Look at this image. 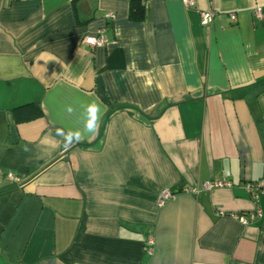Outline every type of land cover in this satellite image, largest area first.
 I'll list each match as a JSON object with an SVG mask.
<instances>
[{
	"label": "crops",
	"instance_id": "crops-1",
	"mask_svg": "<svg viewBox=\"0 0 264 264\" xmlns=\"http://www.w3.org/2000/svg\"><path fill=\"white\" fill-rule=\"evenodd\" d=\"M194 2L0 0V264H264V0Z\"/></svg>",
	"mask_w": 264,
	"mask_h": 264
},
{
	"label": "built area",
	"instance_id": "built-area-1",
	"mask_svg": "<svg viewBox=\"0 0 264 264\" xmlns=\"http://www.w3.org/2000/svg\"><path fill=\"white\" fill-rule=\"evenodd\" d=\"M184 4L188 7L195 6L194 0H183ZM215 16V12L213 10H205L200 12V23L202 25L209 26L212 23V20ZM108 17H114L113 13L108 14ZM231 20H235V15H230ZM106 31L107 26L103 25L96 28L93 32L85 35L83 37V41L87 43L91 48L95 47H104L107 43L106 39ZM8 177L13 179V177L9 174ZM233 183L230 180L229 176L224 174L221 178L206 180L201 184V187L206 190L214 189V188H223L230 187ZM243 188L246 190L248 195L252 199H257L260 195H264V180L258 179L255 181L246 182L243 184ZM186 191L197 192V188H185ZM172 193L168 190H163L158 198V204H162L164 200L170 198ZM262 216L261 210H255L247 215H239L235 216L240 221L241 224L246 225L253 218H260Z\"/></svg>",
	"mask_w": 264,
	"mask_h": 264
},
{
	"label": "clouds",
	"instance_id": "clouds-1",
	"mask_svg": "<svg viewBox=\"0 0 264 264\" xmlns=\"http://www.w3.org/2000/svg\"><path fill=\"white\" fill-rule=\"evenodd\" d=\"M71 110L72 109L69 107L68 111L71 112ZM86 112L88 119L85 122V130L88 132H95L99 121L98 113L100 112V105L96 102H92L87 105ZM57 135H61L64 137V144L66 148L71 147L74 141L78 142L81 138V133L79 131H69L67 133H64L63 130L58 129Z\"/></svg>",
	"mask_w": 264,
	"mask_h": 264
},
{
	"label": "trees",
	"instance_id": "trees-1",
	"mask_svg": "<svg viewBox=\"0 0 264 264\" xmlns=\"http://www.w3.org/2000/svg\"><path fill=\"white\" fill-rule=\"evenodd\" d=\"M128 1H129V15H128L129 18L134 21H141L144 18V14L146 10V0H128ZM39 114H40L39 110L36 109L33 113L23 116V119H31L33 117L38 116ZM55 160L56 159L50 162V164L53 163ZM38 171H36V173H38Z\"/></svg>",
	"mask_w": 264,
	"mask_h": 264
}]
</instances>
